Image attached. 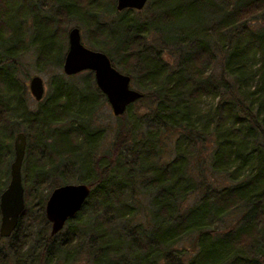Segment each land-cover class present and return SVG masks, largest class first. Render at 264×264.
Returning a JSON list of instances; mask_svg holds the SVG:
<instances>
[{"label": "trees", "instance_id": "16d2710c", "mask_svg": "<svg viewBox=\"0 0 264 264\" xmlns=\"http://www.w3.org/2000/svg\"><path fill=\"white\" fill-rule=\"evenodd\" d=\"M153 1L117 11L112 0H20L15 22L4 0L0 191L21 126L25 146L24 206L11 238L0 236V264L78 258L87 264H264V0ZM22 2L33 18L30 43L40 60L60 65L63 17L78 15L90 32L88 47L104 51L129 75L142 92L134 101L150 102L142 128L116 115L106 162L93 159L101 129L91 125V113L105 97L97 87L83 92L93 80L90 70L79 73L83 90L66 81L76 73L58 74L49 81L50 94L27 108L13 56L19 53L15 35L29 27ZM101 5L119 13L98 21ZM164 131L172 134V155L160 160ZM75 171L89 194L64 228L50 234L43 203L52 187L75 182ZM134 175L143 179L144 192H153L145 221L131 223ZM32 201L40 208L38 231L24 243L19 227Z\"/></svg>", "mask_w": 264, "mask_h": 264}, {"label": "water", "instance_id": "95a60500", "mask_svg": "<svg viewBox=\"0 0 264 264\" xmlns=\"http://www.w3.org/2000/svg\"><path fill=\"white\" fill-rule=\"evenodd\" d=\"M146 0H115L114 8L141 9ZM67 46L61 68L66 75L90 70L98 90L107 100L111 112L120 115L129 103L142 95L130 86V77L111 64L107 54L99 49L86 46L80 40L77 26L66 32ZM28 90L34 99H40L43 83L39 75L28 78ZM25 136L21 130L13 138V157L9 162L8 180L0 191V236H8L15 228L24 202L20 165L24 154ZM90 186L85 182H64L51 188L44 201L43 213L49 222V233L60 230L66 219L72 217L88 196Z\"/></svg>", "mask_w": 264, "mask_h": 264}, {"label": "rangeland", "instance_id": "374dc122", "mask_svg": "<svg viewBox=\"0 0 264 264\" xmlns=\"http://www.w3.org/2000/svg\"><path fill=\"white\" fill-rule=\"evenodd\" d=\"M7 1H8V6H7V8H5V12L7 11L6 14L9 15L10 21H13V18H15V22H16L17 17H16L14 7L18 6V3L20 0H7ZM147 1L146 2L149 4H154L153 0H147ZM3 2H4V0H0V7L1 8L3 7V10H4V3ZM31 2L33 3V4L31 3L32 5L40 6V3H36L34 1H31ZM114 3H115V0H112V6H114ZM98 4H101V3H98ZM104 5H105V3H104ZM101 6H99V7H101ZM25 7H26V4H24V2H22L20 5V8L22 10H20V11H23L25 9ZM102 7L104 8L105 6H102ZM105 9H109V8H104V10ZM110 10H111V8H110ZM9 12H11V13L8 14ZM27 13H28V15H26L25 12L23 11L22 15L25 14L23 21H25V24L29 27L24 29V31L22 32L21 35H17V34L15 35V36H19L18 39L20 40V42H18L16 45V48H18L19 53H17V54L14 53L13 56L15 58L14 64L17 68L16 76H18L19 80L24 83V88H25L24 102H25L27 108H29L31 110V109H34L37 104L42 102L48 94H50L51 86L49 84L50 83L49 81H51L54 76H56L58 74H62L64 76H68V75H66L62 71L61 62H60V65L54 66L50 62H47V61L45 62V61L40 60L39 57L37 56V54H38L37 47L30 43V40L32 39L33 34H34L33 31L31 30L33 18L29 12H27ZM40 13H44V10L40 9ZM116 13H119V12H110V11L105 10L102 12V15H100L98 17V21L110 22V20L116 16ZM63 22H64L63 27L65 28V32H67V30L71 26H77L79 29V32H80L81 42L88 46L87 41L89 39L88 34H90V32H89V29L87 28V26H82L80 17L78 15L68 14L65 17H63ZM148 39L151 40L150 36H148L146 38V40H148ZM62 45H63L61 47L62 53L64 54V51H65L66 46H67L66 33H65V37H64V40L62 42ZM115 67L117 69L121 70L118 66H115ZM84 71L85 70H82V71H79L78 73H76L74 78H71V80L69 77H65L67 82H72V84H73L72 86H74V88H75V90H77V92L84 89V88H82L83 85L79 82L80 77H81V74H79V73H83ZM33 74L39 75L40 78L42 79V83H43L42 97L40 99H37V100L34 99V97L29 92L28 84H27L28 78ZM130 86L133 88L139 89L137 87V85H135L133 83H130ZM95 87H96V85L94 83V80H92L90 85L87 87V89L85 87L83 92L84 91L86 92L89 90L88 93H91V90L92 91L96 90ZM73 90L74 89H72V91ZM205 98L206 97H202V99L206 100L207 98L206 99ZM99 100L101 102L96 106V108H94L92 110V113H91L92 122H90V123L93 127H98L101 129V136L99 138V141H98V144L95 148V153L93 156V159L98 160L101 164V163L106 162L105 152L110 145L111 138L113 135V127L116 125V121H117L116 117L117 116L112 114L110 106H109L106 99L103 100L101 98ZM149 103L150 102L147 100L133 101L126 108V110L123 112V117L126 120V124L132 123V124H136L142 128L143 125L141 123V119L145 117V115H143V114H145L146 111H148ZM60 124H61V122H56L53 124V126L58 127L60 131H64L65 127H62ZM143 124H144V122H143ZM18 130H22L23 132H25V130L22 126L19 127ZM63 133H65V132H63ZM172 139H173L172 134H170L169 132L164 131L163 135H161L162 152H161L160 160H167L171 157V155H172V142H173ZM199 149H201L200 154L202 155V152H203L202 149H205V148L200 147ZM124 153H125V150H124ZM79 173H80L79 171H75L71 175V178L73 181H75V182L78 181ZM133 179H134L133 180L134 181L133 205L136 207L137 213L134 215V217H133L134 219L131 220V223L144 222L146 219L145 213L149 212V210H148V206H149L148 205V196L150 195L149 194L150 192L151 193L153 192V190H149L147 193L144 192L143 185L141 183L143 181V179H140L136 175H134ZM194 200H195V197L192 196V194H191V196L188 197L189 203H193ZM43 205H44V203H43ZM39 211H40V208L38 206V203H36V201H32V203L27 208V212L25 213L21 227H19L20 232H22L24 234L23 236L25 237L24 243H26V240L28 238H30L29 236L34 235L38 231V229H37L38 223L36 222V217L39 216ZM42 211H43V207H42ZM64 226H63V228H64ZM47 228L49 229V226ZM9 237H10V235H9ZM189 240L190 239H185L182 244L189 246L190 245ZM60 263L65 264L64 260H61ZM66 264H87V263L83 258H78V259L71 261V262H68Z\"/></svg>", "mask_w": 264, "mask_h": 264}]
</instances>
